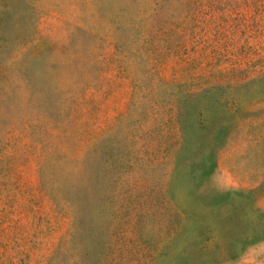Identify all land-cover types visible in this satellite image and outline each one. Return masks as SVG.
Masks as SVG:
<instances>
[{"label": "rangeland", "instance_id": "obj_1", "mask_svg": "<svg viewBox=\"0 0 264 264\" xmlns=\"http://www.w3.org/2000/svg\"><path fill=\"white\" fill-rule=\"evenodd\" d=\"M0 264H264V0H0Z\"/></svg>", "mask_w": 264, "mask_h": 264}]
</instances>
